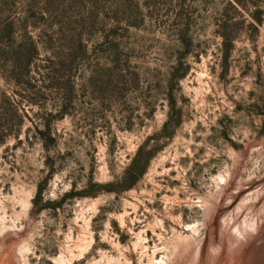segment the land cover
Segmentation results:
<instances>
[{"label": "rangeland", "instance_id": "obj_1", "mask_svg": "<svg viewBox=\"0 0 264 264\" xmlns=\"http://www.w3.org/2000/svg\"><path fill=\"white\" fill-rule=\"evenodd\" d=\"M0 132V264H243L264 0H0Z\"/></svg>", "mask_w": 264, "mask_h": 264}, {"label": "bare ground", "instance_id": "obj_2", "mask_svg": "<svg viewBox=\"0 0 264 264\" xmlns=\"http://www.w3.org/2000/svg\"><path fill=\"white\" fill-rule=\"evenodd\" d=\"M243 264H264V245L250 249L245 255Z\"/></svg>", "mask_w": 264, "mask_h": 264}, {"label": "trees", "instance_id": "obj_3", "mask_svg": "<svg viewBox=\"0 0 264 264\" xmlns=\"http://www.w3.org/2000/svg\"><path fill=\"white\" fill-rule=\"evenodd\" d=\"M10 131H13V130L10 129ZM16 131H17V133H18L19 130H17V128H16ZM1 135H2V134H1V132H0V143H1L2 139H3V138L1 137Z\"/></svg>", "mask_w": 264, "mask_h": 264}]
</instances>
